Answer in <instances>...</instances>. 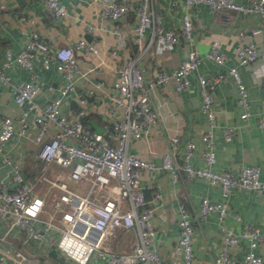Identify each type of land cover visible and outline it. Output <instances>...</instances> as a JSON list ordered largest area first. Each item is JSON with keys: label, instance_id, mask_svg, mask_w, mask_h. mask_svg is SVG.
<instances>
[{"label": "crops", "instance_id": "1", "mask_svg": "<svg viewBox=\"0 0 264 264\" xmlns=\"http://www.w3.org/2000/svg\"><path fill=\"white\" fill-rule=\"evenodd\" d=\"M1 1V55L6 48L13 54L21 49L28 32L33 28L39 31L51 48L74 43L80 37H85L97 47L96 51L84 47L76 49L75 55L81 71L74 78L75 87L62 97L61 105L67 116L72 118L81 106L80 98L84 97V123L93 130L98 127L97 131L103 133L111 132L110 121L117 115L111 108L109 94L113 90L112 81L117 76L118 67L126 60L135 61L144 65L146 78L152 77L159 68L170 70L177 65L190 45L180 34L179 39L170 47L151 40L150 48H155L156 51L154 57L146 53L141 55L138 46L129 38L121 39L116 35L113 27L115 21L103 12L106 0H61L66 6V14L60 17H52L47 13L45 0ZM152 4L161 11L165 25L180 33L182 13L186 9L184 2L176 0L171 4L169 0H152ZM188 11L193 25L192 44L200 52L197 68L190 75L189 85L180 90H176L170 80L150 89L151 103L158 118L143 135L130 136L126 146L129 151L149 158L154 163L153 167L141 169L140 182L147 204L153 208L152 220L160 255L166 260L174 259L176 264H182L179 253L174 249V243L178 237V203L183 201L193 220L192 260L195 264H212V257L218 251L225 228L229 227L237 232L243 222H251L259 226L264 234V192L237 186L224 197L219 184H211L201 176H187L182 170L174 180L170 171L160 166L161 155L171 147L170 137L176 135V159L179 162L182 160L186 140L193 139L196 146L191 160L195 165L205 164L201 153L204 144L200 140V134L206 128L207 121L201 108L197 73L214 77L218 72H225L229 66L236 65L247 87V109L250 114L246 117L240 116L245 107L237 102L235 81L225 72V76L216 81L212 92L216 119L213 129L216 159L212 168L238 172L243 163L256 164L260 169V177L264 179V130L258 123L259 118L264 119V30L253 33L251 38L247 35L249 29L258 24L260 15L257 13L215 10L206 3H197L189 7ZM118 22L124 30L130 31L136 22V15L129 11ZM240 29L245 33L242 37L238 34ZM213 38L219 40L220 49L225 54L222 63L205 55ZM248 39L254 42L259 55L254 61L239 63L236 48ZM145 40V43L150 41L148 32L145 33ZM6 72L10 78L7 83L0 82V118L4 114L13 116L15 133L1 145L0 178L10 186L14 184L9 163L4 159L5 155H9L19 163L23 176L33 183V192L44 198V205L35 226L42 228L44 220L48 218L53 219L56 224L41 238L30 237L13 222L12 214L0 201V256L2 250L8 249L5 260L13 264H78L74 259L63 256L56 247L62 219L60 209H56L53 203L62 189L50 184L43 175L62 180L68 188L80 193H89L98 202H102L110 194L109 189L114 180L111 178L104 187L91 188L89 179L71 178L69 167L40 160L37 151L41 143L35 140V124L32 121L35 108L28 114L26 130L20 132L17 117L22 106L13 99L14 86L20 81L37 80L40 89L34 98L38 104L44 103L58 93L63 83V75L56 69L55 59L38 53L34 57L32 69L13 62L6 68ZM228 126L233 127V133L226 139L223 130ZM112 142H118L115 133ZM155 192L160 194L158 199H154ZM203 196L212 200H226L228 213L222 220L218 219L215 210L204 216L197 215ZM233 212L240 218H234ZM131 239L127 232L118 228L104 237L103 245L114 251L129 250ZM248 247L247 241L240 238L239 246L235 249L237 256H242ZM254 249L262 257L261 264H264V241L259 242ZM87 264L106 262L94 254Z\"/></svg>", "mask_w": 264, "mask_h": 264}, {"label": "built area", "instance_id": "2", "mask_svg": "<svg viewBox=\"0 0 264 264\" xmlns=\"http://www.w3.org/2000/svg\"><path fill=\"white\" fill-rule=\"evenodd\" d=\"M174 4L176 0H169ZM186 9L182 13L181 31L166 26L161 11L152 4V0H106L103 7L105 15L115 21L113 27L118 38H129L139 48V53L154 57L155 48H150L153 40L170 47L180 34L189 42L185 54L172 69L159 68L152 77L146 78L143 64L126 60L117 69V76L112 81L110 92L111 108L117 113L111 121V132L90 129L83 121L86 113L85 98H80L76 115L69 118L63 110L61 101L74 87V78L81 68L75 51L84 47L96 51L95 47L85 37L78 38L74 43L61 44L56 47L44 39L37 29H31L24 45L16 53L6 48L0 54V82L9 81V68L13 62L28 69H32L34 57L40 53L44 57L55 59L56 69L63 75V83L58 93L42 104L35 101V95L40 89L37 80L20 81L14 86V101L22 106L17 120L20 132L27 127V117L34 108L32 121L35 124L34 137L40 141L37 157L44 163L54 162L60 166L69 167V175L76 180L89 179L91 188H101L109 184L110 194L102 202L94 200L89 193H80L70 189L62 180L50 179L43 175L50 184L62 190L54 199V207L60 209L62 224L56 247L59 252L78 264H87L92 255L104 260L106 264H176L174 259H164L158 250L155 226L152 220L153 208L147 204L143 186L140 182V171L144 167H153L149 158H144L127 149L130 136L139 137L156 122L158 113L152 106L150 89L172 81L174 88L180 90L190 83V75L200 61V52L193 43L192 19L188 8L197 3H206L215 10H241L260 15L256 26L247 33L251 38L253 33L264 30V0H249L248 3L237 0H182ZM0 6H3L0 0ZM47 13L52 17L66 14V6L61 0H45ZM134 12L136 22L131 30H124L118 20L123 19L129 12ZM150 34V41L145 43V33ZM240 37L245 33L238 31ZM239 63L254 61L259 51L254 42L248 39L236 48ZM218 63L225 58L220 42L217 38L210 41L205 54ZM226 73L230 74L237 87V102L244 108L240 116L250 114L247 109V87L243 82L236 65L229 66ZM225 72H218L214 77L197 73L201 95V108L205 114L207 126L200 134L204 144L202 156L204 165H195L191 158L196 143L187 139L182 160L176 159L174 145L178 141L176 135L170 137L171 147L163 151L160 166L168 169L174 180L182 170L187 176H201L211 184H219L221 193L227 197L237 186L254 188L264 192V179L260 177V169L256 164L243 163L238 172L230 169L215 170V150L213 147V129L216 125L215 110L212 103V92L218 79L225 76ZM264 130V119H258ZM51 127H54L51 130ZM224 137L229 139L233 127H225ZM15 133V119L9 114L0 118V148L2 143L13 137ZM114 133L117 143L112 142ZM48 136V138H46ZM71 138L72 140H68ZM4 159L9 163L10 176L13 185L0 178V201L13 217V222L26 231L33 238H41L43 234L56 223L53 219L44 220L42 228L35 226L44 205V198L33 192V183L26 179L21 172L18 162L9 155ZM160 194L154 193V199ZM124 202L126 205L124 206ZM215 210L219 220L228 213L226 200H212L203 196L197 209L198 216H204ZM179 216L177 219L178 237L174 249L179 253L182 264H195L192 260L193 220L187 205L183 201L178 203ZM234 218L240 216L233 212ZM123 229L131 236L130 249L114 251L103 245L104 237L115 229ZM240 238L248 243V249L237 256L235 249L239 246ZM264 241V234L259 226L251 222H243L239 231L227 227L222 234L218 251L212 257V264H261L262 257L255 251V246ZM8 249L2 250L0 264H13L5 260Z\"/></svg>", "mask_w": 264, "mask_h": 264}, {"label": "water", "instance_id": "3", "mask_svg": "<svg viewBox=\"0 0 264 264\" xmlns=\"http://www.w3.org/2000/svg\"><path fill=\"white\" fill-rule=\"evenodd\" d=\"M94 127H95V126H94ZM97 128H98V127H97ZM97 128H96V130H98Z\"/></svg>", "mask_w": 264, "mask_h": 264}]
</instances>
